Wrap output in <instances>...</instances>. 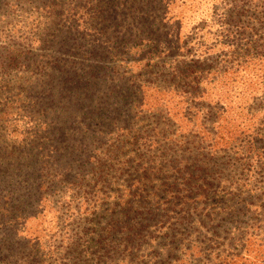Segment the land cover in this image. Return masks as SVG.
<instances>
[{"label": "rangeland", "instance_id": "obj_1", "mask_svg": "<svg viewBox=\"0 0 264 264\" xmlns=\"http://www.w3.org/2000/svg\"><path fill=\"white\" fill-rule=\"evenodd\" d=\"M222 1L0 0V264H264V232L230 256L263 220L239 188L264 170L222 172L232 200L185 185L208 131L214 149L264 139L259 102L250 129H221L214 84L197 100L178 84L191 55L224 51ZM252 68L236 102L261 90Z\"/></svg>", "mask_w": 264, "mask_h": 264}, {"label": "trees", "instance_id": "obj_2", "mask_svg": "<svg viewBox=\"0 0 264 264\" xmlns=\"http://www.w3.org/2000/svg\"><path fill=\"white\" fill-rule=\"evenodd\" d=\"M222 3L221 18L223 20L218 40L221 42L224 51L215 59H210L203 53L201 56L191 55L192 59L189 61L191 64L184 70H177L176 77L179 79L178 84L181 86V91L194 100L204 95L205 88L213 86L208 84H214L212 96L217 97V100L222 102V112L214 114L210 123L213 124L219 120L222 125L221 129H230L233 123L240 125L242 121L244 124L242 129H250L253 125V119L259 113L255 103L259 102L260 107H264V0H223ZM248 65L253 68L245 74L248 78L253 79L256 76L260 79L262 87L260 91H255L251 87L246 90L242 88L241 92L243 93L239 97L240 101L236 102L235 99L237 98L235 97L240 94L234 87L239 73L236 69ZM256 67L259 71L254 74L252 70H255ZM217 81L219 84L216 83ZM204 84L206 85L203 87ZM208 134L212 139L208 141L207 152L200 162L201 165L197 168L199 173L195 174L193 180L188 181L185 185L189 186L190 189L197 187L195 192L200 197H206L213 191L215 196L222 194L220 201L232 200L234 199L232 196L234 192H232L231 187L220 189L219 187L221 183L226 186L228 183L232 185L237 181H234L233 177L228 178L222 172L228 169H242V171L249 173L255 167L264 170V139L253 138L243 145L239 144L236 148L232 146L231 148L214 149L213 137L215 133L208 131ZM218 166H221L219 170L216 169ZM205 170L208 171L205 172ZM202 171L205 174H202ZM239 176V184L247 179L242 174ZM195 178L196 180H194ZM204 182L205 184L202 185ZM256 182L262 183V185L250 189L244 187L248 186L247 183H243L239 190H245V193L258 194L259 199L257 201H264V177L261 181ZM253 210L263 220L251 221L247 230L242 234L233 233L232 242L242 244L234 255L233 253L230 255L232 258L240 256L238 253L241 252L243 245L248 240H255L257 239L255 237H260V234L264 232V228L258 226H264V206L259 205ZM248 211L250 209H247ZM256 241L264 244L263 239ZM179 242L181 243L182 239ZM112 260L110 259V261Z\"/></svg>", "mask_w": 264, "mask_h": 264}]
</instances>
